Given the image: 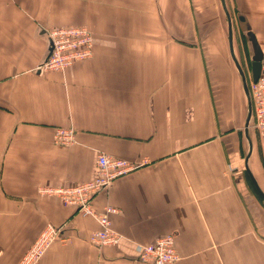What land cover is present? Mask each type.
Here are the masks:
<instances>
[{
  "label": "crops",
  "instance_id": "crops-1",
  "mask_svg": "<svg viewBox=\"0 0 264 264\" xmlns=\"http://www.w3.org/2000/svg\"><path fill=\"white\" fill-rule=\"evenodd\" d=\"M233 4L264 52V0ZM191 8L0 0V264H17L48 225L62 239L39 264H144L142 247L168 235L177 264H264V163L245 130L242 77L229 35L227 49L216 48L221 35L208 51L185 43L196 30ZM60 26L89 28L94 55L39 72L46 31ZM233 51L237 59L234 36ZM59 128L74 129L75 141L57 144ZM99 152L146 161L95 199L98 212L120 211L112 217L120 240L103 248L88 242L96 221L39 193L95 178Z\"/></svg>",
  "mask_w": 264,
  "mask_h": 264
},
{
  "label": "built area",
  "instance_id": "built-area-1",
  "mask_svg": "<svg viewBox=\"0 0 264 264\" xmlns=\"http://www.w3.org/2000/svg\"><path fill=\"white\" fill-rule=\"evenodd\" d=\"M52 43V51L39 66L41 72H65L77 63L87 61L94 55V38L91 30L85 26H60L46 31ZM251 101L250 129L256 133L264 161V64L255 83L248 76ZM75 130L59 128L54 140L59 145H69L75 141ZM146 161L135 162L116 158L99 152L96 158L97 174L95 178L70 186L43 187L39 193L43 196L59 198L63 204L74 207L84 218L97 222L99 228L93 232L88 242L95 248L115 246L120 235L115 231L112 217L120 211L113 206H106L101 212L94 207L95 199L106 193L112 184L141 167ZM62 230L48 225L24 253L17 264H39L50 247L62 239ZM180 256L173 235L157 238L142 247L140 261L144 264H177Z\"/></svg>",
  "mask_w": 264,
  "mask_h": 264
},
{
  "label": "rangeland",
  "instance_id": "rangeland-1",
  "mask_svg": "<svg viewBox=\"0 0 264 264\" xmlns=\"http://www.w3.org/2000/svg\"><path fill=\"white\" fill-rule=\"evenodd\" d=\"M191 1V11L192 20H194L195 34L186 37L185 43H189L192 46H196L203 51H208L211 47L208 40L211 36L219 37L221 35V41L217 43L218 46L214 44L216 48L227 49L228 48V35H229V23L227 16L223 11L221 0H190ZM228 12L232 18V33L234 36L235 49L237 51V59L241 63L246 76L251 74L250 60H251V47L248 44L245 32L238 21L239 15H244L237 6L233 4V0L226 1ZM247 19V18H246ZM248 22V20H247ZM249 24V22H248ZM250 25V24H249ZM209 61V62H208ZM211 65L209 57L207 58V66ZM214 78V77H213ZM215 81L212 79V83ZM240 98L243 103V118H246L248 103L246 96L244 94L243 86L238 82ZM242 94V95H241ZM255 142L258 144L256 134L251 129ZM247 143L243 141V148H246ZM242 146V145H241ZM242 149V148H241ZM261 150V149H260ZM262 155V153H261ZM262 157V156H261ZM263 160V158H262ZM264 163V161H263ZM24 255V254H23Z\"/></svg>",
  "mask_w": 264,
  "mask_h": 264
},
{
  "label": "water",
  "instance_id": "water-1",
  "mask_svg": "<svg viewBox=\"0 0 264 264\" xmlns=\"http://www.w3.org/2000/svg\"><path fill=\"white\" fill-rule=\"evenodd\" d=\"M222 4H223V8L224 11L227 15L228 18V23H229V43H230V50H231V54L233 57V60L235 61V64L237 66L238 71L241 74L242 77V81H243V89L246 95V99H247V103H248V111H247V118H246V122H245V130L246 132H248V128L250 125V120H251V101H250V93H249V86H248V80L244 74V71L240 65V63L237 61L235 55H234V51H233V33H232V18L226 8L225 5V0H221ZM238 21L240 23V25L242 26L245 35L247 37V41L248 44L251 47V80L253 83H255L257 81V79L260 76L262 67H263V63H264V52L259 44V42L257 41V38L255 36V34L252 32L250 25L247 22V19L244 15H239L238 16ZM52 51V43L51 41H49V48H48V55L47 57L50 55ZM39 72H41L39 70ZM250 142V141H249ZM251 144V143H249ZM250 147H252V145H250Z\"/></svg>",
  "mask_w": 264,
  "mask_h": 264
},
{
  "label": "bare ground",
  "instance_id": "bare-ground-1",
  "mask_svg": "<svg viewBox=\"0 0 264 264\" xmlns=\"http://www.w3.org/2000/svg\"><path fill=\"white\" fill-rule=\"evenodd\" d=\"M244 74H245V72H244ZM245 76H246V74H245ZM247 77V76H246Z\"/></svg>",
  "mask_w": 264,
  "mask_h": 264
},
{
  "label": "flooded vegetation",
  "instance_id": "flooded-vegetation-1",
  "mask_svg": "<svg viewBox=\"0 0 264 264\" xmlns=\"http://www.w3.org/2000/svg\"><path fill=\"white\" fill-rule=\"evenodd\" d=\"M248 76V75H247Z\"/></svg>",
  "mask_w": 264,
  "mask_h": 264
}]
</instances>
